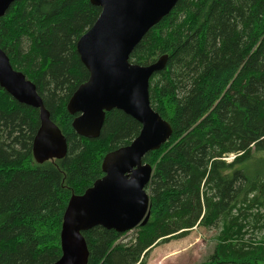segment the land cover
<instances>
[{
  "label": "trees",
  "instance_id": "16d2710c",
  "mask_svg": "<svg viewBox=\"0 0 264 264\" xmlns=\"http://www.w3.org/2000/svg\"><path fill=\"white\" fill-rule=\"evenodd\" d=\"M100 13L90 0H16L0 18V47L35 83L68 143L63 158L37 161L39 109L0 86V264L58 260L71 196L102 177L105 155L141 130L117 108L98 137L73 127L67 103L90 76L77 41ZM163 55L150 102L173 132L143 157L153 167L149 219L129 241V231H83L87 264H148L153 247L198 226L219 231L197 264H264V238L246 239L264 223V0H178L130 61L149 65ZM229 154L236 157L226 161Z\"/></svg>",
  "mask_w": 264,
  "mask_h": 264
},
{
  "label": "water",
  "instance_id": "95a60500",
  "mask_svg": "<svg viewBox=\"0 0 264 264\" xmlns=\"http://www.w3.org/2000/svg\"><path fill=\"white\" fill-rule=\"evenodd\" d=\"M16 0H0V18ZM101 7L94 24L77 41V50L90 76L67 103L75 131L85 137L100 135L106 112L121 109L138 120L139 134L127 145L108 152L104 175L82 194H73L66 207L62 230V255L52 264H87L89 249L83 231L95 226L128 232L144 225L150 216L147 189L153 174L143 157L159 149L172 135V126L150 102V78L162 69L163 55L141 65L130 55L145 34L165 17L178 0H90ZM0 86L17 101L39 109L40 126L33 140L39 162L63 158L66 136L52 121L33 81L13 67L0 47Z\"/></svg>",
  "mask_w": 264,
  "mask_h": 264
},
{
  "label": "rangeland",
  "instance_id": "374dc122",
  "mask_svg": "<svg viewBox=\"0 0 264 264\" xmlns=\"http://www.w3.org/2000/svg\"><path fill=\"white\" fill-rule=\"evenodd\" d=\"M235 157L236 155L229 154L224 159L232 161ZM218 231V227L198 226L183 236L169 238L152 248L148 264H197L214 251ZM134 236L135 230H130L124 236V241H129ZM248 238H264V223L250 231L246 235V239Z\"/></svg>",
  "mask_w": 264,
  "mask_h": 264
},
{
  "label": "bare ground",
  "instance_id": "6f19581e",
  "mask_svg": "<svg viewBox=\"0 0 264 264\" xmlns=\"http://www.w3.org/2000/svg\"><path fill=\"white\" fill-rule=\"evenodd\" d=\"M10 59V58H9Z\"/></svg>",
  "mask_w": 264,
  "mask_h": 264
}]
</instances>
